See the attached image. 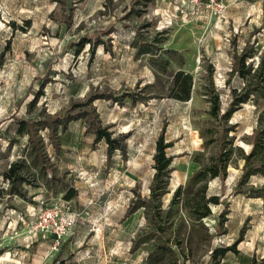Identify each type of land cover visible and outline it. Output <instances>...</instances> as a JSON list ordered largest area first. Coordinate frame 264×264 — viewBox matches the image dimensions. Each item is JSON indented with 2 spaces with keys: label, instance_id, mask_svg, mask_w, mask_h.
Returning a JSON list of instances; mask_svg holds the SVG:
<instances>
[{
  "label": "rangeland",
  "instance_id": "374dc122",
  "mask_svg": "<svg viewBox=\"0 0 264 264\" xmlns=\"http://www.w3.org/2000/svg\"><path fill=\"white\" fill-rule=\"evenodd\" d=\"M145 3L0 0V194L4 186L10 189L4 171L13 161L25 174L26 184L38 186L48 177L56 188L58 170L51 156L64 149L63 158L78 165L76 175L85 181L77 206L114 207L116 221L138 220V211L127 216L122 208L149 197L156 143L164 131L165 141L171 142L167 151L174 156L162 197L168 208L177 186L199 166L195 156L204 149L201 127L211 107L206 89L214 86L225 111L232 99L231 85L241 89L246 82L239 74L228 82L234 53L248 43L252 52L248 61L257 67L264 59V0H225L224 6L204 9L194 19L183 18L175 0ZM132 6L145 10L138 14L130 11ZM138 36L154 41V53H137ZM180 69L193 75L188 100L173 94L174 76ZM262 114L264 95L256 92L231 116L235 143L247 151ZM41 115L54 119L56 127H32L34 144L28 133L18 132L19 119ZM73 115L81 116L67 127L58 122ZM98 124L112 131L117 148L109 150L105 139L96 140ZM114 156L126 166L130 162V170L114 169L118 166L111 164ZM243 166L244 159L237 157L225 179L210 181L209 194L220 196L205 217L212 235L209 239L204 232L195 237L189 257L182 256L177 263L170 254L158 259L154 245L160 238L155 235L142 244V233L154 231L142 209L139 229L107 231L95 226L75 253L56 258L55 264H79L88 256L92 257L87 264H101L105 255L112 256L114 264H213L212 245L236 241V250L229 251L221 264H249L253 257H264V172L253 173L240 185ZM71 189L76 196L78 189ZM53 201L38 202L62 205Z\"/></svg>",
  "mask_w": 264,
  "mask_h": 264
},
{
  "label": "trees",
  "instance_id": "16d2710c",
  "mask_svg": "<svg viewBox=\"0 0 264 264\" xmlns=\"http://www.w3.org/2000/svg\"><path fill=\"white\" fill-rule=\"evenodd\" d=\"M151 0H146L144 6ZM136 10V11H135ZM145 9H135L130 7V11L138 14ZM83 38H88L83 36ZM87 40V39H86ZM138 54L154 53L156 46L154 41L143 40L139 36L135 40ZM252 52L246 43L242 52L234 53V62L229 72L228 82L235 75L246 78L244 86L239 89L231 85L232 99L230 106L223 111L221 108L220 93L214 86L206 89L207 100L211 102L209 109L210 117L201 127V135L204 138L202 151L195 156V161L199 166L188 176L184 183H180L175 189L168 208H164L162 197L166 192L170 173L173 170L172 162L174 156L169 154L167 147L171 142L165 141L164 131L161 133L156 143L154 154L155 172L150 186L148 198L134 201L129 206L128 213H132L142 207L148 225L153 226V232L142 233V244L150 237L160 238L154 245V252L158 259L164 258L167 254L175 256L177 263L182 256L189 257L193 250V239L199 238L205 232L210 239L212 232L206 224L205 217L212 213V203H219V195L209 194L210 181L214 178L225 179L227 168L237 157L244 159L243 172L239 179V184L247 182L253 173L264 172V116H260L259 124L254 134L252 147L247 151L242 145L235 143V135L232 131L235 125L230 123L232 114L243 103L247 102L252 95L260 92L264 95V59L257 67L253 66L252 61H248ZM193 75L183 69L178 70L174 76V96L182 100L190 99L194 88ZM107 96V95H104ZM39 95H35L31 104H35ZM81 115H73L66 120H59L64 127L72 119L79 118ZM54 119L40 117L20 118L19 133H28L30 141L35 144V137L32 127L38 129L49 127L53 130L56 125ZM58 125V124H57ZM166 127V126H165ZM96 140L105 139L108 142L109 150L118 147L112 131L96 125ZM38 144V142H37ZM42 165L44 161L42 160ZM17 162H11L10 166L4 171V177L10 182V191L23 195L19 184L26 180L25 174L21 173ZM74 189L69 188L65 194L66 198L75 195ZM255 194V193H252ZM139 246L137 245L135 247ZM237 241L230 245H212L211 257L213 264H221L223 257L231 250H236ZM249 264H264V257H253Z\"/></svg>",
  "mask_w": 264,
  "mask_h": 264
},
{
  "label": "crops",
  "instance_id": "0c3cea01",
  "mask_svg": "<svg viewBox=\"0 0 264 264\" xmlns=\"http://www.w3.org/2000/svg\"><path fill=\"white\" fill-rule=\"evenodd\" d=\"M64 153V149H60L51 156L53 166L58 170L53 182L57 184L56 188L50 186L48 177H44V181H40L38 186L26 184L25 181L21 182L19 188L23 191V195L11 192L10 189L3 187L0 194V264H55L59 261L56 258L66 259L69 253H75L78 250L80 241L85 240L89 229L95 226L106 227L107 231L115 227L119 229L130 227L131 231L134 232L140 228L142 207L132 212H139L138 220L119 219L116 221L113 218V214L116 211L114 207L95 206L91 208L87 205L77 206L75 200L77 196H81L79 193H81V188L84 186L83 182L85 181L78 179L76 175L78 165L74 161L65 160L63 158ZM101 156L104 161L107 156L106 150H103ZM110 160H113V156ZM114 160L111 161V164H118L116 167L112 166L117 171L122 170V173H126L130 170V162H127L126 166L122 158L119 159L114 156ZM103 161H101L102 164ZM81 167L84 169V166ZM85 171L90 170L86 169ZM120 185H123L122 180L118 187ZM71 187L78 189V194L71 198H66L65 194ZM120 189L124 190L122 187ZM41 198L58 202L62 201L61 203L64 205L67 203L70 211L76 215L73 233L64 240L60 250L52 254H47L46 252L53 241L51 235L43 237L41 234L30 233L34 213L39 209L40 203L38 201ZM129 206L130 204L122 208V212L127 216L132 214L128 213ZM105 215H107L106 219L103 218ZM132 237L133 234L130 233L129 238L131 239ZM91 257L84 258L79 264H87ZM100 261H102L101 264H114V258L109 255L102 256Z\"/></svg>",
  "mask_w": 264,
  "mask_h": 264
},
{
  "label": "built area",
  "instance_id": "2783aa9c",
  "mask_svg": "<svg viewBox=\"0 0 264 264\" xmlns=\"http://www.w3.org/2000/svg\"><path fill=\"white\" fill-rule=\"evenodd\" d=\"M177 11L183 18L194 19L202 16L204 9L214 6H224L225 0H175ZM76 215L70 211L68 205H43L34 213V220L30 226L31 234H41L43 237L51 235L53 241L47 249V254L57 251L64 240L75 228Z\"/></svg>",
  "mask_w": 264,
  "mask_h": 264
}]
</instances>
